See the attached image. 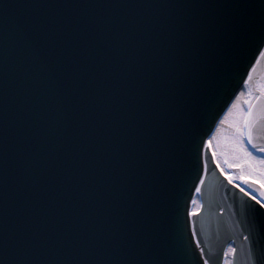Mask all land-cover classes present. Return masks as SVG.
I'll return each instance as SVG.
<instances>
[{"label": "water", "instance_id": "95a60500", "mask_svg": "<svg viewBox=\"0 0 264 264\" xmlns=\"http://www.w3.org/2000/svg\"><path fill=\"white\" fill-rule=\"evenodd\" d=\"M10 15L23 21L36 15H55L69 19L127 18L188 23L194 29L193 42L187 43L179 74L173 73L169 91L159 97L141 121L128 168L116 185L117 203L99 219L91 231L116 251L119 261L149 260L152 246L158 244L169 253V264H194L188 253L195 249L192 233L210 254L212 264H222L225 247L236 248L234 264H249L245 226L250 209L258 207L249 197L227 183L205 149L206 172L203 183L202 147L217 121L245 81L256 96L251 105L258 124L256 142L264 145V94L256 82L264 75L258 19L261 0H9ZM56 5L34 8L30 5ZM31 38V37H29ZM0 58V241L8 244L9 264H16L15 250L31 239L34 229L31 190L22 186L18 168L23 163L24 132L21 116L25 110L24 92L10 53ZM210 101L206 103V97ZM210 103L211 115H206ZM5 166L7 176L5 177ZM200 183L201 209L190 217V201ZM244 189L264 202V191L251 181ZM199 209L195 195L191 210ZM87 214H82L83 226ZM75 224L53 219L46 225V239L37 254L26 257L29 264H54L62 258L47 249L73 234ZM79 244V241H77ZM197 253L199 250H196ZM139 254V255H138ZM76 259H93L77 256Z\"/></svg>", "mask_w": 264, "mask_h": 264}, {"label": "snow or ice", "instance_id": "6c2138e0", "mask_svg": "<svg viewBox=\"0 0 264 264\" xmlns=\"http://www.w3.org/2000/svg\"><path fill=\"white\" fill-rule=\"evenodd\" d=\"M12 7L9 0H0V58L7 61L11 54L24 92L25 155L18 172L21 185L31 190L34 217L31 239L15 250L16 264H29L26 257L41 250L46 225L57 218L76 227L71 236L47 249L62 253L54 264H169V253L158 244L152 246L149 260H112L113 255L131 253L114 250L109 233L100 241L91 228L116 206V185L128 168L141 121L169 91L173 73L181 71L185 46L195 39L194 29L186 22L44 14L17 21L10 15ZM260 8L252 24L264 44V0ZM260 56L264 57V49ZM206 115H211L210 103ZM257 124L249 107L235 125L232 145L243 161L237 166L247 164L256 170L258 165L264 175V158L254 155L264 153V145L256 142ZM204 147L210 148L211 141ZM212 156L215 160L214 150ZM193 179L203 183L199 176ZM226 179L232 182V177ZM256 204L250 209L244 240L249 264H264V202ZM84 213L87 220L79 226ZM192 237L195 249L189 245L188 253L194 264H212L199 234L193 232ZM236 252L230 245L222 264H234L227 257H235ZM8 255L6 240L0 241V264H9Z\"/></svg>", "mask_w": 264, "mask_h": 264}, {"label": "rangeland", "instance_id": "374dc122", "mask_svg": "<svg viewBox=\"0 0 264 264\" xmlns=\"http://www.w3.org/2000/svg\"><path fill=\"white\" fill-rule=\"evenodd\" d=\"M256 89L260 93L264 94V76L256 84ZM253 100L254 96L250 94L249 86H243L229 106L230 108L234 104V102H236V104L237 102L238 104L240 103V105L237 106V110L234 111L235 115H237V118L235 120H232L231 122H227L226 119H223V124H219L226 114V111L218 121L211 136L206 141V143L208 141H211V147L208 148L211 155L213 150L216 152V159H213V161L216 167L217 164H219V167H217V169L220 174L225 179L229 176L232 177L231 184L240 189H242V184L245 181H253L264 189V183H262V181H264V175L261 174L259 166L257 165L256 170H253L247 164H244L243 167L237 166L239 164H242L243 161L238 158L232 145V137L234 135L235 125L239 122L241 113L246 112L249 109ZM215 130H217L216 134H214ZM254 155L258 158H264V153L261 152H254ZM226 180L228 181V179Z\"/></svg>", "mask_w": 264, "mask_h": 264}, {"label": "bare ground", "instance_id": "6f19581e", "mask_svg": "<svg viewBox=\"0 0 264 264\" xmlns=\"http://www.w3.org/2000/svg\"><path fill=\"white\" fill-rule=\"evenodd\" d=\"M233 105H236V107L233 108ZM233 105L227 110L226 114L224 115V117H223L222 120H221V123H219V124H223V123H222L223 119H226L227 122H231L232 120H235V119L237 118V115H235L234 111L237 110V106H239L240 103L238 104V102H237V104H236V102H234ZM229 110H231V114H229ZM216 129H217V128H216ZM216 131H217V130H215L214 134H216ZM228 248H229V247H228ZM228 248L226 249V252L228 251ZM230 257H231V256H228L227 259H230ZM224 259H225V257H224Z\"/></svg>", "mask_w": 264, "mask_h": 264}]
</instances>
